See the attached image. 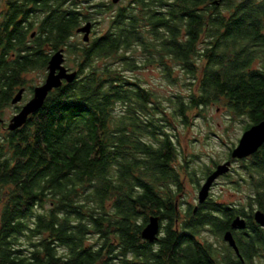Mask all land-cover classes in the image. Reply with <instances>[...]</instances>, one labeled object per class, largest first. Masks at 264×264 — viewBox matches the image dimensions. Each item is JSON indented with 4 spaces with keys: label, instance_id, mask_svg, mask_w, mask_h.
<instances>
[{
    "label": "trees",
    "instance_id": "1",
    "mask_svg": "<svg viewBox=\"0 0 264 264\" xmlns=\"http://www.w3.org/2000/svg\"><path fill=\"white\" fill-rule=\"evenodd\" d=\"M122 1H8L0 26L1 126L25 74L46 71L52 52L65 49L77 78L52 91L19 130L0 131V264H242L198 235L208 226L221 236L254 204L264 211V146L246 166L257 196L248 208L209 200L182 219L167 114L187 124L189 113L216 105L249 119L244 131L264 119V0H133L130 11ZM26 7L41 21L24 22ZM108 7L115 8L108 30L74 41L76 29ZM139 50L170 80L168 60L181 65L189 94L166 105L126 78L140 67ZM151 215L161 221L154 243L141 238ZM245 233L239 244L248 264L264 248V233Z\"/></svg>",
    "mask_w": 264,
    "mask_h": 264
},
{
    "label": "rangeland",
    "instance_id": "2",
    "mask_svg": "<svg viewBox=\"0 0 264 264\" xmlns=\"http://www.w3.org/2000/svg\"><path fill=\"white\" fill-rule=\"evenodd\" d=\"M4 2L5 0H0V18L4 10ZM100 2L111 4V0H94V4ZM121 4L126 7L129 1L123 0ZM113 8L108 7L107 11L94 17L93 22H97V24L94 25L93 23L94 27L91 37L103 34L108 30L109 21L113 15L112 12L115 11V8ZM36 24L34 31H37ZM81 39L82 35L74 38V41ZM65 54L66 65L71 70L74 69L71 57L67 53ZM135 55L140 67L135 70L125 71L126 78L151 92L166 105L168 98L173 95L180 94L187 96L189 94V87L186 85L188 77L184 75L181 65L168 60L172 68L171 81L165 77L163 68L159 64H146L142 50H139ZM100 63L102 61L98 62L99 65ZM24 78L26 80L25 87L29 89L44 82L46 71L33 70L27 72ZM32 95L26 91L24 99L19 105L24 104ZM16 111V106L9 104L3 110V119L6 121L10 120ZM167 117L172 124L168 127V130L173 137L178 153L176 165L179 166L180 163L186 169L193 171L195 174L194 179H200L201 182H203L208 170L229 159L230 152L237 145L244 132V126L249 122V119L246 117L233 119L226 109L216 105L207 107L203 112L198 110L197 113H189V122L187 124H184L181 118H175L173 115H170V111ZM1 131L3 130L1 129ZM243 163L247 166L248 161H244ZM245 166L242 163H234L231 173L216 182L211 190L209 198L211 202H218L220 205L230 208H242V210L248 208L251 187L244 180L246 175L244 171ZM182 184L181 190L177 192L176 201L180 215L185 216L187 208L198 203V186L195 182H191L185 178ZM198 239L202 243H212L221 250H227L223 237L215 234L207 226L202 228Z\"/></svg>",
    "mask_w": 264,
    "mask_h": 264
},
{
    "label": "water",
    "instance_id": "3",
    "mask_svg": "<svg viewBox=\"0 0 264 264\" xmlns=\"http://www.w3.org/2000/svg\"><path fill=\"white\" fill-rule=\"evenodd\" d=\"M121 0H112L117 4ZM223 0H215V4L219 5ZM93 30V22L87 21L76 29V33L82 35L83 42H89ZM65 49L60 48L55 51L47 64L46 78L43 83L33 88V95L28 99L15 113L7 123L9 131H16L23 127L29 117L38 112L45 104L48 96L52 91L64 85V83H72L77 78V71L70 70L65 65ZM24 87H21L11 99V104L16 105L22 102ZM264 143V119L249 127L242 133L237 145L230 152L231 160H241L254 154ZM231 160L224 161L218 164L215 169L208 175L202 184L198 193V203H204L210 193L213 183L220 177L230 171L232 162ZM254 220L260 225L264 226V212L261 210L254 211ZM231 228L246 229L247 222L240 215L232 218L230 223ZM161 232V221L159 216L151 215L148 222L141 230V238L149 243H154L159 239ZM223 240L234 249L236 254L239 255V248L234 239L232 230H226L223 233ZM240 256V255H239Z\"/></svg>",
    "mask_w": 264,
    "mask_h": 264
},
{
    "label": "flooded vegetation",
    "instance_id": "4",
    "mask_svg": "<svg viewBox=\"0 0 264 264\" xmlns=\"http://www.w3.org/2000/svg\"><path fill=\"white\" fill-rule=\"evenodd\" d=\"M8 1L9 0H5V2H4V10H3V12H2V14H1V18H0V26H2L3 24H5V23H7V22H2L3 21V19H4V16L6 15V13H7V11H8V9H10V7L8 6ZM91 0H77V2H79L80 4H83V5H87L89 2H90ZM94 1V0H93ZM122 1V0H121ZM129 1V4L126 6L127 7V11H130L132 8H133V6L135 5V3H133V0H128ZM111 3H113L112 2V0H111ZM115 4V3H114ZM106 6H110V4H105ZM105 6V7H106ZM28 10H30V8L28 7H26V10H25V14L24 15H26V18H27V20H23L24 22H40L41 21V19H42V14H38L37 12L36 13H30V12H28ZM26 12H28L27 14H26ZM41 17V18H40ZM23 19V16L21 15L20 17H19V20H22ZM35 36V31L34 32H32L31 33V35H30V38L31 39H33V37ZM77 36L79 37L80 35L79 34H77ZM54 52H52L51 53V55L53 54ZM66 53V52H65ZM65 57H66V54H65ZM65 65H66V61H65ZM259 62H255V67L257 68V67H259ZM67 66V65H66ZM68 67V66H67ZM69 68V67H68ZM70 69V68H69ZM46 73H47V68H46ZM24 88H25V91H24V93H23V99H24V94L26 93V90H27V88L24 86ZM32 94V93H31ZM23 99H22V101H23ZM21 103V102H20ZM20 103H18V104H16V105H13V106H16V109H17V111L15 112V113H17L19 110H20V108H21V106L23 105H19ZM9 121V120H8ZM8 121H6L5 119H4V122H5V126H1V123H0V131H1V129L3 130V131H9L8 129H7V123H8ZM260 122V121H259ZM259 122H254L253 124H252V126L253 125H256L257 123H259ZM10 132V131H9ZM264 146V143H263V145L254 153V154H252V155H250L249 157H246V158H244V159H241V160H231V158L229 157V159L228 160H231V162H232V165H231V168H230V171L227 173V174H225V175H223V176H220L214 183H213V185H212V187H211V189H210V193H209V197H208V199L204 202V203H202V204H200V203H197V205H194V206H189L188 208H187V210H186V213H185V216H181V218L182 219H185V218H187V217H189L188 216V210L189 209H191L194 213H196L198 210H201V209H205L206 210V208H207V203H208V201L210 200L209 198H210V194H211V190H212V188L215 186V184H216V182L219 180V179H221V178H224L225 176H227V175H229L230 173H231V171H232V168H233V165H234V163H242L243 164V166H245V164L243 163L244 161H248V163H249V161L251 160V159H253V157L254 156H256L257 155V153H259L261 150H262V147ZM177 156H178V153H176V155H175V161H174V166L176 167V168H178L179 169V172L181 173L180 175H181V177H180V180H181V188H182V183H183V179L185 178V179H188L189 181H191V182H195L196 184H197V186H198V188H197V192L199 193V190H200V188H201V186H202V184L204 183V181L206 180V178L208 177V175L209 174H211V172L215 169V168H213V169H210V170H208L206 173V176H205V178H204V180H203V182H201L200 181V179H194V175L195 174H193L192 173V171L191 170H189L190 171V174L189 173H187L186 171H184L183 169L185 168L182 164H180L179 163V166H177L176 165V163H177ZM227 161V160H226ZM248 163H247V165H248ZM217 166V165H216ZM215 166V167H216ZM244 171H245V177H244V180L247 182V183H249L248 185H250V186H254V183L251 185L250 184V182L249 181H247V180H249L248 179V176H249V172L247 171V169H246V166H245V168H244ZM184 175V176H183ZM181 188L180 189H178V191H180L181 190ZM177 191V192H178ZM176 195H177V193H176ZM175 195V203H176V208L178 209V204H177V201H176V196ZM256 198H257V196L254 194V191L252 190L251 191V194H250V201L251 202H254V200H256ZM197 200H198V196H197ZM215 205H220L218 202H213ZM221 206H223V205H221ZM261 210V211H263L262 209H260V208H258V206L256 205V204H254L253 205V209L251 210V212L249 213V214H238V215H240L241 217H243L245 220H246V222H247V228L246 229H239V228H231V226H229V228L227 229V230H232V233H233V235H234V239H235V241H236V244H237V246H238V248H239V255L238 254H236V252L234 251V249L232 248V247H230L226 242H225V246H227V250L226 249H224V250H221L220 248H218V247H216V246H214V244H212L213 245V247L214 248H217V249H219L220 250V253L221 254H223V253H231L233 256H236L237 257V259L238 260H240V262L242 263V264H245V259H244V256H243V254H242V251H241V247H240V244H239V240L240 239H243L242 237H243V235H245L246 233V230H253V229H256V230H259V231H261V232H263L264 233V226H260V225H258L256 222H255V220H254V211H256V210ZM264 212V211H263ZM235 217V216H234ZM232 220V219H231ZM230 223H231V221H230ZM208 227V226H207ZM211 230H212V228L211 227H209ZM213 231V230H212ZM226 231V230H225ZM224 231V232H225ZM214 232V231H213ZM223 232V233H224ZM251 232V231H250ZM223 233H222V237H223ZM254 247V246H253ZM253 249V248H252ZM251 249V250H252ZM248 264H264V248L262 249V248H260V250L259 251H257V252H254L253 253V255H252V259L249 261V263Z\"/></svg>",
    "mask_w": 264,
    "mask_h": 264
}]
</instances>
